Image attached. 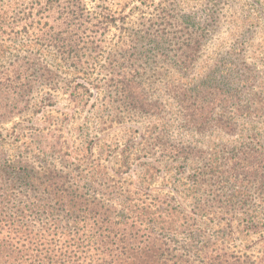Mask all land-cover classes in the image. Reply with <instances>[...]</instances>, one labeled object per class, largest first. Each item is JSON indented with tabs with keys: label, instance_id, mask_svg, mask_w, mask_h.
Returning <instances> with one entry per match:
<instances>
[{
	"label": "rangeland",
	"instance_id": "obj_1",
	"mask_svg": "<svg viewBox=\"0 0 264 264\" xmlns=\"http://www.w3.org/2000/svg\"><path fill=\"white\" fill-rule=\"evenodd\" d=\"M30 1L0 0V7L9 16L23 17ZM83 3L90 12L105 4L126 19L101 39L99 53L86 51L91 56L82 74L80 68L54 60L56 53L48 55L53 83L37 84L26 109L3 117L10 103L5 94L0 96V160H19L25 153L37 170L47 163L67 174L76 192L114 206L98 217L113 213L118 225H81L83 233L89 229L91 235L104 236L108 227L116 240L124 239L106 249L146 250V264H264V109L248 114L264 105V0ZM208 16L215 25L207 28L189 71L182 72L174 66L189 40L182 35L186 25L181 20L204 26ZM147 30L172 35L149 38ZM242 62L252 71L241 70ZM110 65L133 75L138 94L156 105L152 111L143 115L121 103L106 85ZM237 65L238 77L223 82L226 94L218 95L219 79ZM214 68L218 72L210 73ZM246 75L251 84L242 86ZM174 90L193 91L195 106L212 112L207 126H184ZM38 140L47 150L57 147L39 161ZM30 146L34 151H25ZM243 152L256 154L250 158L257 169L250 183L244 177L249 165ZM108 194L127 201L128 209L122 210Z\"/></svg>",
	"mask_w": 264,
	"mask_h": 264
},
{
	"label": "trees",
	"instance_id": "obj_2",
	"mask_svg": "<svg viewBox=\"0 0 264 264\" xmlns=\"http://www.w3.org/2000/svg\"><path fill=\"white\" fill-rule=\"evenodd\" d=\"M24 10L23 17L9 16L3 11V7H0V96L5 94L4 100L10 103L2 113L3 117L11 118L19 111V107L26 109L29 95L37 84L49 86L53 83L55 75L48 68V55L51 57L56 53L54 60L65 62L75 70L80 68L78 73L82 74V68L87 67V58L91 56V53L87 55L86 51L99 53L101 39L111 27L124 23L126 19L120 13L111 12L105 4L90 12L83 0H32L25 4ZM207 19L209 22L205 23V20L204 26L196 24L197 27L190 24L189 18L181 20V23L186 25L185 29L182 28V35L188 36L189 40L183 42L180 61L175 62L174 66L182 72L189 71L207 28L215 25V20L212 22L213 17L208 16ZM147 31L146 37L149 38L164 39L165 35H172L166 31L153 34ZM22 38L23 42L18 41ZM2 62L4 63L1 64ZM115 66L120 68L119 64ZM235 69L219 79L220 84L214 89L218 95L226 94L224 84L228 79L238 77V65ZM240 69L248 72L252 71V66L242 62ZM216 72V68L210 70L212 74ZM109 75L111 77L107 80V87L113 88L118 99L121 103H126L130 111L144 115L155 108L156 105L147 104L138 94V84L133 75L116 72L113 65H110ZM207 79H213L212 75H208ZM213 83L207 84L212 88ZM250 84L251 77L246 75L242 86ZM172 93L185 127L203 129L207 126L209 114L212 112L195 106L196 102L192 100L193 91L174 90ZM198 101L202 102L201 99ZM263 109L262 104L248 110V114H259ZM30 147L25 151H34V147ZM47 147L38 140L36 149L40 154L35 155L37 161L40 160V155L47 156L46 151L57 148L51 146L48 148L50 150H47ZM243 153L249 165L244 177L250 183L257 171L253 169L255 161L250 158L256 154ZM23 154L19 160H0V264H137L138 261L148 263L149 253L146 250L129 248L117 252L106 249L105 245L112 246L124 240H116V234L108 231V227L105 229L108 233L104 236L98 232L91 235L89 229L85 233L81 232V225L85 224L84 228L91 227L88 226L90 221L94 225L103 222L118 225L113 213H110L112 216L109 218L98 217L101 214L99 212H111L114 206L109 207L92 195V198L88 199L80 189L76 192L69 184V176L56 172L47 163L37 170L33 163L25 158V153ZM27 154L31 155V152H26ZM42 159L45 161V158ZM181 160L188 161L185 157ZM226 164L228 165V162ZM174 165L177 167L178 164ZM4 175L10 179L11 184L5 180ZM234 177H237V173ZM106 196L116 200L112 194ZM126 203L127 201L122 199L117 205L126 211L129 207ZM119 223L126 224L124 221Z\"/></svg>",
	"mask_w": 264,
	"mask_h": 264
}]
</instances>
